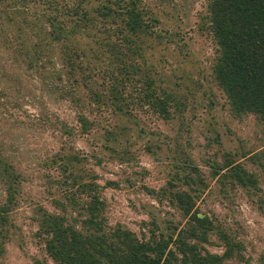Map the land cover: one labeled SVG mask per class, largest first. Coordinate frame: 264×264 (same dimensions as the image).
I'll use <instances>...</instances> for the list:
<instances>
[{"label": "rangeland", "instance_id": "rangeland-1", "mask_svg": "<svg viewBox=\"0 0 264 264\" xmlns=\"http://www.w3.org/2000/svg\"><path fill=\"white\" fill-rule=\"evenodd\" d=\"M52 1L0 3V156L16 178L0 174V264H59L45 214L82 235L90 216L140 238L188 229V264H264V122L216 79L207 0H142L159 19L146 38L110 39L111 54L86 39L78 69L45 33L71 0Z\"/></svg>", "mask_w": 264, "mask_h": 264}, {"label": "trees", "instance_id": "trees-1", "mask_svg": "<svg viewBox=\"0 0 264 264\" xmlns=\"http://www.w3.org/2000/svg\"><path fill=\"white\" fill-rule=\"evenodd\" d=\"M48 2H53L52 8L57 4V1ZM139 3L142 0L61 2L55 9L61 12L52 13L47 19L53 29L45 33L52 40L66 44L65 59H70L71 69H78L81 66L74 64L77 56H83L86 49L93 50L87 47L88 41L83 44L86 39H92L98 50L103 52L107 48L111 54L117 44L110 39L132 44L146 38L145 30L159 19L157 13L142 9ZM73 15L76 18L71 21ZM201 18L217 47L213 70L232 111L256 114L264 122V0H207ZM112 25L117 29L110 33L111 38L95 39ZM69 43L79 47L71 49L70 53ZM78 120L83 131L91 129L92 124L84 115ZM14 172V167L0 156V174H6L7 180H16ZM100 205L103 207L102 203L95 204L91 199L85 208L93 215ZM44 216L47 217L45 231L51 234L46 243L48 251L59 264H188L190 259L195 261L188 257L187 246L182 241L188 229L180 230L175 238L173 234L140 238L120 225L113 228L106 225L104 219L90 216L87 234L82 235L74 225L64 224L60 220L63 218ZM212 259L219 257L215 255Z\"/></svg>", "mask_w": 264, "mask_h": 264}]
</instances>
